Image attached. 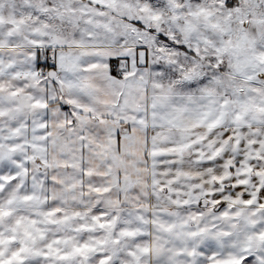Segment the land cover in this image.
<instances>
[{"label":"snow or ice","instance_id":"6c2138e0","mask_svg":"<svg viewBox=\"0 0 264 264\" xmlns=\"http://www.w3.org/2000/svg\"><path fill=\"white\" fill-rule=\"evenodd\" d=\"M0 264H264V0H0Z\"/></svg>","mask_w":264,"mask_h":264}]
</instances>
